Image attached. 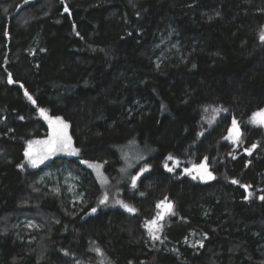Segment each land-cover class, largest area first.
I'll return each instance as SVG.
<instances>
[{
    "label": "trees",
    "instance_id": "trees-1",
    "mask_svg": "<svg viewBox=\"0 0 264 264\" xmlns=\"http://www.w3.org/2000/svg\"><path fill=\"white\" fill-rule=\"evenodd\" d=\"M169 25L182 60L155 66ZM263 26L264 0H0V264H264V134L246 126L264 110ZM40 109L68 125L82 161L110 175L128 143L150 152L124 195L138 215L86 217L94 180L80 212L36 187L39 170L19 166L26 143L48 132ZM233 119L237 150L223 141ZM202 163L212 179L185 171ZM161 202L175 217L152 249L142 221ZM38 215L48 232L12 238L20 217Z\"/></svg>",
    "mask_w": 264,
    "mask_h": 264
},
{
    "label": "rangeland",
    "instance_id": "rangeland-1",
    "mask_svg": "<svg viewBox=\"0 0 264 264\" xmlns=\"http://www.w3.org/2000/svg\"><path fill=\"white\" fill-rule=\"evenodd\" d=\"M33 1V0H27ZM25 2V0H24ZM21 5L18 2L15 3L16 8ZM23 17L21 16L20 20ZM264 33V26L262 27L259 33V42L260 45H264V42L260 40L261 34ZM182 47L180 40L178 39V35L175 33L174 29L169 25L166 29H164L156 39V42L152 48V52L154 53L153 62L155 66H159L163 62L176 60H182ZM27 101L29 100V96L24 95ZM207 109L215 114L216 116L223 115V111L218 104H209ZM218 110V111H214ZM41 118V117H39ZM45 122V120H43ZM46 125L48 126V132L46 136L39 139H32L30 141H43L49 138V134L51 129L49 127V121H46ZM249 128H259L264 134V126L259 124L251 123L249 120L246 124ZM68 130V129H67ZM68 134V133H67ZM229 136V131L226 137ZM224 138V142H226L232 150H237L239 148V143H233L231 139ZM242 136L240 137L241 141ZM72 142V140H71ZM29 141L26 143V146L23 151V166L28 171H38L39 175L36 178L35 185L37 188L43 189L50 193L51 195L59 198L65 207L69 208L73 212H80L81 209L85 207L86 204V194L84 192V181L94 180L99 187V193L94 197V207L98 211H108V210H119L124 212L128 216L138 215L137 209L127 200L124 199V195H133V191L136 189V186L140 182L142 178V172H136V170H141L143 166V161L150 155L148 150L143 151L139 148L136 142L128 143L124 147L119 149L120 153V166L118 171L112 175L106 173L104 171V166L98 163H81V159L78 155H69L65 152H58L55 155H51L48 159H45L43 163L39 164L37 167L33 168L28 165L26 158L24 156V152L28 147ZM136 143V144H135ZM35 147V146H34ZM72 147L74 145L72 143ZM76 163L79 166H76ZM89 164L93 165L89 167ZM100 165L99 169L95 166ZM123 170V171H122ZM201 175V174H200ZM137 177L136 186H132V178ZM203 180H210L206 177ZM106 181V182H105ZM249 187H247L248 189ZM248 198H252L253 193L249 195ZM108 196V200L106 204H100V200L104 198V196ZM130 198V197H129ZM117 201H122L123 203L131 206L136 211L134 213H130L126 211ZM161 204V203H159ZM158 205V204H157ZM93 208H91L86 214H88ZM163 208L156 207V212L154 217L151 220L157 218V214L162 212ZM174 214H166L162 220L159 221V224L162 226L161 231L158 233L160 239L153 240L151 239L148 229L145 227L146 223L151 220H143V229L145 232V236L147 241L149 242L151 248L157 249L159 245L163 244V228L168 226L171 222V219L175 217L174 209L172 210ZM206 212V211H205ZM205 214V213H204ZM205 216V215H203ZM50 222V221H49ZM48 223L47 216L42 215L38 217H20L17 222L14 224L12 234V238L19 243H25V234L26 233H41L48 232V228L46 224ZM4 224V223H3ZM43 238V237H42ZM28 244H32V242H28ZM259 253H264V243H262L258 247ZM100 260L99 262H104L101 254L95 253Z\"/></svg>",
    "mask_w": 264,
    "mask_h": 264
},
{
    "label": "snow or ice",
    "instance_id": "snow-or-ice-1",
    "mask_svg": "<svg viewBox=\"0 0 264 264\" xmlns=\"http://www.w3.org/2000/svg\"><path fill=\"white\" fill-rule=\"evenodd\" d=\"M27 2V0H25ZM68 11V8L65 7V12ZM260 40L264 42V33L261 34ZM11 77H9V83H12ZM25 95H28L27 92ZM29 100H31V96L28 97ZM207 111V109H206ZM214 111H218L215 110ZM40 115L44 117L45 119L49 120V127L51 129V132L49 134V138L47 140L43 141H29L28 147L24 152V156L26 158V161L29 166L35 168L39 164L43 163L45 159H48L51 155H55L58 152H65L69 155H78L79 149L72 147L71 137L67 134V128L68 125L65 124L60 118H56L55 120H52L47 117V114L45 113L44 109L39 110ZM21 119H23L21 117ZM251 123L253 124H259L261 126H264V110H260L257 113H254L251 118ZM241 137V132L239 129V125L235 119L232 121V127L229 129V136L226 137V139H231L233 143H239ZM35 146V147H34ZM255 145H253V148ZM250 151V150H249ZM167 160H174L172 156H168L166 158ZM81 163H88L87 161H81ZM93 165L89 164V167H92ZM19 167H23V165H20ZM97 169L101 167L100 165L95 166ZM164 167L168 171H172L173 169L168 167V164L165 163ZM148 169L145 168L142 171H147ZM123 171V170H122ZM185 171L191 175L192 172H197L201 174V179L206 177L208 179H212V174L208 172L207 167L205 164H200L199 166H194L192 169H185ZM193 179H196V176L192 177ZM136 179L137 177L132 178V186H136ZM106 182V181H105ZM232 183H237V181L233 180ZM251 195V193L249 194ZM260 199L264 200V196L260 197ZM108 200V196L105 195L103 199L100 200V204H106ZM123 207L126 211L130 213H134L136 210L132 208L131 206L123 203L122 201H117ZM158 208H163L162 212H159L157 214V218L149 221L146 223L145 227L148 229L149 235L151 239L158 240L160 239L158 233L161 231L162 226L159 224V221L164 218L166 214H174L173 213V205L171 203H165L161 202V204L157 205ZM93 213L97 211L96 208H93L91 210ZM95 251L98 254H101L100 249H95Z\"/></svg>",
    "mask_w": 264,
    "mask_h": 264
},
{
    "label": "water",
    "instance_id": "water-1",
    "mask_svg": "<svg viewBox=\"0 0 264 264\" xmlns=\"http://www.w3.org/2000/svg\"><path fill=\"white\" fill-rule=\"evenodd\" d=\"M25 6V4L23 3V4H21V5H19L17 8H16V11H15V13H14V15H16L23 7ZM62 6H63V14H67V15H69V11H67V12H65V7H66V5H65V3H62ZM227 113L225 112V111H223V115H226ZM97 214V212H95V213H93L92 211H90L87 215H86V217H88V216H94V215H96Z\"/></svg>",
    "mask_w": 264,
    "mask_h": 264
},
{
    "label": "bare ground",
    "instance_id": "bare-ground-1",
    "mask_svg": "<svg viewBox=\"0 0 264 264\" xmlns=\"http://www.w3.org/2000/svg\"><path fill=\"white\" fill-rule=\"evenodd\" d=\"M93 208V207H92Z\"/></svg>",
    "mask_w": 264,
    "mask_h": 264
}]
</instances>
